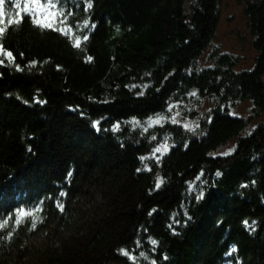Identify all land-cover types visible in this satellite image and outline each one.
Masks as SVG:
<instances>
[{"label": "trees", "instance_id": "trees-1", "mask_svg": "<svg viewBox=\"0 0 264 264\" xmlns=\"http://www.w3.org/2000/svg\"><path fill=\"white\" fill-rule=\"evenodd\" d=\"M237 1L256 51L248 69L217 52L198 67L222 0H91L88 13L68 0L67 36L5 23L16 60L0 66V264H264V0ZM241 102L246 116L212 125L201 109ZM167 113L179 123L149 126Z\"/></svg>", "mask_w": 264, "mask_h": 264}, {"label": "snow or ice", "instance_id": "snow-or-ice-1", "mask_svg": "<svg viewBox=\"0 0 264 264\" xmlns=\"http://www.w3.org/2000/svg\"><path fill=\"white\" fill-rule=\"evenodd\" d=\"M6 0H0V38H2L6 32V28H5V23L8 26H12L14 24H21L23 22V20L25 18H28L31 20L32 24L41 28H46L49 30H52L54 32H60L61 34L67 36L68 35V31L71 30V25L68 26V30H65L64 28H60L57 27L58 24H64L66 23L67 19L69 16L74 15V13L72 11H68L65 14V11L62 7H60V5L62 4H66L68 2V0H16V3L13 5V7H15L16 9H18L14 16L13 15H6L5 11H4V5H5ZM78 6V4H77ZM94 7L93 3L91 2V0H84V6H83V10L85 13L90 12V10H92ZM75 27L80 28V25L77 24ZM83 29H91V30H96L97 29V24L95 22H93V20L90 18L89 20H86L84 22L83 25ZM75 39V47L79 48L80 44H81V37L76 36L74 37ZM84 41H87L89 39V35H84L82 38ZM21 56H23L24 54L21 53ZM93 58L91 56L87 57L88 61H91ZM5 60H7L10 63H15L16 57L14 56L13 52L8 50V48L3 44L0 43V66H4L5 65ZM35 61H32L31 64L35 65ZM16 70L19 71H23V69L20 67V64H15ZM136 85H132V88H136ZM145 89L148 88V85H144L143 86ZM159 91V90H157ZM197 93L192 92L190 93V95L195 96ZM145 93L144 91H140L138 93V96H144ZM25 103H27V101H25ZM36 103L38 104H44L47 103L46 101H41V100H37ZM172 109V105H169L168 111H171ZM78 109H72V111H77ZM177 115H179V113H177ZM236 114L234 112H229L227 111L226 107L224 105H220L219 108L217 109H209L208 113L206 115V119H207V123L209 125H212L217 119H220L221 116L227 117V116H232L234 117ZM133 120L135 121V123H140L139 120H136V118H133ZM171 123L172 124H178L179 121L176 119L175 116L172 117L171 119ZM100 121H95L93 122V127L96 129L97 132H99L101 130L100 128ZM160 124V120H155L153 121L151 117H149V126L150 127H155L156 125ZM118 126H119V122H117L114 126L113 129L114 130H118ZM162 127V125H161ZM183 127L187 130L193 131L195 132L196 129H198L200 127L199 124H196L195 128L189 129V126L187 124L183 125ZM145 131L147 132L148 129H145ZM157 139L156 136H152V140L155 141ZM188 145L185 144V148H187ZM29 152L32 151L31 148L28 149ZM154 152H160V149H154ZM218 155L221 156H228L230 155V152H223V153H219ZM143 159V158H141ZM157 162H159V157L156 158ZM148 171H151V169H148ZM69 175H71V173H69ZM202 175V173H201ZM222 175V173L220 171L216 172V176L220 177ZM200 176H197L196 179L200 180ZM162 184V180L161 178H157V182H156V189H159L161 187ZM244 187H247V185H244ZM208 193H206L205 191L201 190L199 191V193L195 196V199L197 202L202 201L205 196ZM61 196H64L65 193L61 192L60 193ZM57 207L60 208L61 211H63V208L59 205V203L57 204ZM10 211H16V212H20L19 208L16 209H11ZM156 210L153 209L152 212L149 213V215L151 216L153 214V212H155ZM25 214H27L25 212ZM187 215V214H185ZM188 219L190 220L191 217H188ZM17 223H19V220H17ZM245 223L247 224V221H245ZM33 227H35V225H33ZM150 243L155 246L157 244V241L155 239H151ZM236 249L232 248L231 252H235ZM121 254L123 255H127L126 250L121 249L120 250ZM231 254V253H230ZM141 257H144L145 254L142 252L140 253ZM130 259H132L133 261L136 259L135 257H130ZM165 259H167V257H165ZM151 264H156V261L153 260L151 262Z\"/></svg>", "mask_w": 264, "mask_h": 264}, {"label": "rangeland", "instance_id": "rangeland-1", "mask_svg": "<svg viewBox=\"0 0 264 264\" xmlns=\"http://www.w3.org/2000/svg\"><path fill=\"white\" fill-rule=\"evenodd\" d=\"M243 6V2H238L237 0H222L219 12V22L216 27L213 42L198 58V67L210 66L213 64L214 61L211 58V54L213 52L226 53L233 56L238 62L236 66V69L238 70L242 68L248 69L253 66L256 51L254 50L251 42L252 34L249 30L247 19L243 13ZM201 107L203 111H207L210 109V104L204 103ZM248 110L249 105L247 102H241L234 106V110H232V112H234L237 116H246L248 114ZM166 115L171 118L173 117L167 113L163 116L158 115L157 117L152 118V120L155 121L159 119L161 123L163 117ZM157 153H161V149L160 152H156L155 154ZM192 184L193 182L189 185L188 190ZM73 208L76 211L79 209V219L82 218V215L87 214V210L83 209V204L81 206L77 204L76 207L74 206Z\"/></svg>", "mask_w": 264, "mask_h": 264}]
</instances>
